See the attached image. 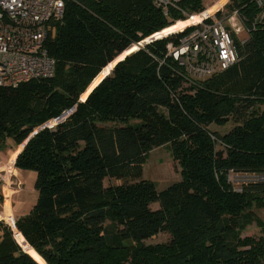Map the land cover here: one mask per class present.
<instances>
[{
	"label": "trees",
	"instance_id": "1",
	"mask_svg": "<svg viewBox=\"0 0 264 264\" xmlns=\"http://www.w3.org/2000/svg\"><path fill=\"white\" fill-rule=\"evenodd\" d=\"M204 3L67 0L46 42L54 74L0 87L2 144L25 142L15 167L35 172L37 200L15 226L44 264H264V222L251 210L264 205V0L225 4L246 36H234L237 61L227 69L184 85L166 44L188 27L126 55L79 101L122 52L179 31L175 22ZM230 118L223 134L209 128ZM166 143L180 179L158 191L142 166ZM229 173L247 177L240 190ZM107 178L125 181L105 186ZM253 221L261 235L240 237ZM0 231V264H42L3 221ZM160 232L167 241L145 243Z\"/></svg>",
	"mask_w": 264,
	"mask_h": 264
},
{
	"label": "built area",
	"instance_id": "2",
	"mask_svg": "<svg viewBox=\"0 0 264 264\" xmlns=\"http://www.w3.org/2000/svg\"><path fill=\"white\" fill-rule=\"evenodd\" d=\"M66 1L0 0V87L16 88L54 74L55 59L49 55L46 42L51 25L62 19ZM174 1L155 0L156 5L163 7ZM237 19L235 11L225 17L215 12L202 15L199 22L186 27H191L187 32L184 28L170 34L184 32L177 42L166 44V56L182 67L188 80H203L227 69L237 61L234 36L244 31ZM244 41L242 38L241 43ZM70 112L47 121L40 129L53 128ZM6 224L15 238V218Z\"/></svg>",
	"mask_w": 264,
	"mask_h": 264
},
{
	"label": "rangeland",
	"instance_id": "3",
	"mask_svg": "<svg viewBox=\"0 0 264 264\" xmlns=\"http://www.w3.org/2000/svg\"><path fill=\"white\" fill-rule=\"evenodd\" d=\"M220 1H222L220 4H218ZM229 0H205V9L193 14V15H197L198 18L201 17L202 15H205L206 12H204L205 10H207L208 7L212 6L214 7L215 5H217L216 10L214 11V9L212 8L209 11L215 12L219 11V16L220 17H225L228 15L227 13V9L225 7V4L228 2ZM222 4V5H221ZM220 5V6H219ZM212 12H208L212 13ZM202 13V14H201ZM195 21V19L191 16L185 20H178L176 21V25L179 29V31L181 29L186 28L189 25H192L193 22ZM238 22L241 23L240 18L238 17L237 19ZM226 23L229 25V22L226 21ZM171 26V25H170ZM169 27V26H168ZM167 28V27H166ZM54 29H52V33H53ZM176 32V31H175ZM173 32V33H175ZM151 36V35H150ZM148 36V37H150ZM238 37L240 38V40L242 38H245V31L241 32L238 34ZM144 42H146V39H143L142 41H140L139 44H143ZM132 46H135L137 49V44H133ZM129 49V48H128ZM126 49L124 52H122L119 56H118V60L120 58H122L126 53H129L130 51ZM133 49V50H135ZM132 50V51H133ZM129 51V52H128ZM110 68V67H109ZM104 69H102V71L94 78V80L91 83L90 88L96 84L98 82V80L102 77V75L104 74ZM191 81H185L184 85L189 84ZM88 88V87H87ZM86 88V90H87ZM86 90L81 94L79 101H81L83 98H85L87 92ZM254 108L257 109H262L263 106L262 105H257ZM75 109V105H73L70 109H67L65 111H63L58 117H60L61 115H66L68 112H70L71 110ZM57 117V118H58ZM138 121V118H133L130 119L129 122L130 123H135ZM112 123H106V125H110ZM234 125V121L232 120V118H230L228 120V122H226L224 125H217V124H211L209 126V128L211 130L214 131H218L219 133L223 134L225 132H227L232 126ZM5 143L8 144L10 142V144L12 146H14L13 141L10 137L6 138ZM25 142H23L24 144ZM217 148H219L218 145H216ZM28 172L26 173H30L32 175V178H30V185L29 188L33 187V182H34V178H35V173L31 170H27ZM231 173H229L228 175V179H232L231 183L234 186L235 189H240L242 182L241 180H245L247 179V177H243L242 176H231ZM248 176V175H247ZM142 178L144 179H148L154 182V184L156 185V189L158 191L165 189L167 186H169L170 184H172L175 181H178L180 179V167L178 165V163L176 161L173 160L172 158V154H171V150H170V145L169 143L154 147L149 153L148 156L145 160V162L143 163L142 166ZM250 178V177H248ZM125 179H121V180H116V179H106L104 180V185L107 186L109 184H119L124 182ZM28 188V185H27ZM27 195H29V193H27ZM30 200H27V204L32 202L34 203L37 200V192L35 194H31V196L29 197ZM158 203H153L151 205L152 209H155L157 207ZM252 213L255 217H257L258 219H260L261 221L264 222V205L263 206H258L256 204H253V207L251 208ZM29 211V210H28ZM16 219V217H14ZM7 221V220H6ZM17 233V232H16ZM261 235V229L260 227L257 225L256 221H253L251 223H249L248 225H245L243 227V229L240 231V237H259ZM18 238H15L16 242L23 247V249L28 252L35 260L39 261L42 263L43 260H40L41 258L35 253V251L29 246V244L25 241V239L20 236L19 234L16 235ZM168 239V235L166 233L160 232L158 233L155 237L150 238L145 240V243H160V242H165Z\"/></svg>",
	"mask_w": 264,
	"mask_h": 264
},
{
	"label": "crops",
	"instance_id": "4",
	"mask_svg": "<svg viewBox=\"0 0 264 264\" xmlns=\"http://www.w3.org/2000/svg\"><path fill=\"white\" fill-rule=\"evenodd\" d=\"M221 2L222 1L218 4ZM217 5L214 7L210 6L207 10L209 11L213 8L215 11ZM2 141L0 143V221L6 223V220L9 221L12 217H21L30 210L36 201L27 204V200H30L29 197L31 194H35L37 191L34 188V182L33 187L29 188V177L32 178V175L26 173L28 172L27 170L15 167L16 157L24 144L12 146L10 142L6 144L4 141L2 144ZM27 193H29V195H27ZM17 234L20 235L19 232L15 233V238H18L16 236ZM42 264H44L43 261Z\"/></svg>",
	"mask_w": 264,
	"mask_h": 264
},
{
	"label": "water",
	"instance_id": "5",
	"mask_svg": "<svg viewBox=\"0 0 264 264\" xmlns=\"http://www.w3.org/2000/svg\"><path fill=\"white\" fill-rule=\"evenodd\" d=\"M170 34H172V33H170ZM169 34V35H170ZM166 36H168V35H164V36H161V37H152V36H150V37H148V38H146V39H148V41H146V42H144L143 44H139L140 42H138V43H136L138 46H137V49H139V48H141V47H144L146 44H148L149 42H151V41H153V40H155V39H160V38H163V37H166ZM137 49H135V50H137ZM135 50H133V51H130L129 53H126L122 58H120L119 60H122L126 55H128V54H130V53H132V52H134ZM117 60V61H116ZM118 60V56L112 61V63H113V65L112 66H110V68L102 75V77L98 80V82L96 83V84H94L91 88H90V86H91V83L89 84V86H88V88H87V90H86V92H87V94H86V96H85V98H83L81 101H84L85 99H86V97H87V95L92 91V89L105 77V76H107L108 74H109V72H110V70L115 66V64L119 61ZM1 141H2V138H1V136H0V143H1ZM21 247V246H20ZM22 248V250L24 251V252H26L24 249H23V247H21ZM27 253V252H26Z\"/></svg>",
	"mask_w": 264,
	"mask_h": 264
},
{
	"label": "bare ground",
	"instance_id": "6",
	"mask_svg": "<svg viewBox=\"0 0 264 264\" xmlns=\"http://www.w3.org/2000/svg\"><path fill=\"white\" fill-rule=\"evenodd\" d=\"M208 12H210V11L207 10V11H206V14H207ZM192 17L195 19V21H194L193 23L199 22L200 19H201V17L198 18L197 15H192Z\"/></svg>",
	"mask_w": 264,
	"mask_h": 264
}]
</instances>
